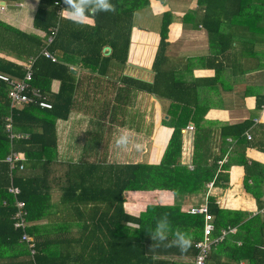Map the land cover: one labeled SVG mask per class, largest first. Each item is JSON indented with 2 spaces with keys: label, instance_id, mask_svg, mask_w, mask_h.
Returning a JSON list of instances; mask_svg holds the SVG:
<instances>
[{
  "label": "crops",
  "instance_id": "crops-1",
  "mask_svg": "<svg viewBox=\"0 0 264 264\" xmlns=\"http://www.w3.org/2000/svg\"><path fill=\"white\" fill-rule=\"evenodd\" d=\"M230 1L139 0V6L131 14L124 65L111 61L103 76H94L78 66V59L71 60L67 65L75 76L72 105L66 119L54 120L52 164L57 169L81 160L106 164L159 162L172 131L163 122L170 111L179 112L180 107L171 108L165 97L144 91H133L123 104H117L114 95L120 74L152 80L151 64L160 38L159 29L162 22L168 21L167 45L160 68L166 74L172 70L174 81L186 87L182 98L188 99L192 109V119L180 128V162L192 167L194 140L199 137L196 142L199 141L204 156L219 157L214 176L221 174L226 179L224 186L213 184L207 197L221 211L220 218L214 220L219 231L224 227L231 230L212 250L206 264H259V260L249 261L247 252L239 248L264 247V3H261L264 0H249L240 5ZM38 2L0 0V24L43 41L44 32L32 25ZM129 3L126 0L121 4L128 7ZM206 7H211L209 32L201 24ZM69 22L66 20L71 25ZM100 50L107 55L111 48L104 44ZM0 56L22 61L4 50H0ZM57 87L58 81L52 79L49 91L56 92ZM87 87L99 96L94 106ZM124 119L127 124L120 121ZM187 125L192 129H187ZM121 133L129 134L130 144L120 147L117 153L116 139ZM220 159L222 162L218 164ZM211 180L214 179L207 182ZM205 192L206 188L202 193L174 200L167 190L127 191L122 205L127 212L138 213L147 204L177 201L186 210L190 205L200 204ZM49 193L51 200L56 199L57 191L52 189ZM1 243L0 254L3 250L9 252ZM175 260L191 263V258L186 257ZM3 261L0 257V262Z\"/></svg>",
  "mask_w": 264,
  "mask_h": 264
},
{
  "label": "trees",
  "instance_id": "trees-1",
  "mask_svg": "<svg viewBox=\"0 0 264 264\" xmlns=\"http://www.w3.org/2000/svg\"><path fill=\"white\" fill-rule=\"evenodd\" d=\"M53 1L39 0L32 19V25L45 35L56 27L47 49L57 60L50 61L38 55L32 66V85L40 89L50 107L25 104L12 114L14 130L29 134L27 139L17 140L12 145L13 149L25 155L26 161L23 171L14 172L12 183L19 189L17 198L25 203V219L28 222L25 231L34 240L32 255L19 241L21 230L12 227L10 218L14 211L13 197L5 189L8 183L7 164L2 161L9 150L2 129L8 104L5 86L0 81V241L9 250L0 254L5 259L0 264H183L175 257L191 258L189 264H193L196 252L193 242L201 236L200 215L186 213L177 201L147 204L138 213H129L122 205L124 192L127 191L167 190L175 200L204 192L205 183L211 178L214 185L224 186L226 181L221 174L214 176L215 161L219 157L204 156L199 141L196 142L199 137L194 140L192 167L180 162V128L192 119V109L188 99L182 98L186 87L174 81L172 70L166 74L160 68L167 45L168 21L162 22L159 29L160 38L151 64L152 80L148 82L120 74L116 79L119 86H115L114 95L116 103L123 104L133 91H144L155 97H165L170 101L171 108L180 107L176 113L169 110V118L163 122L172 131L159 162L106 164L81 160L56 169L52 164L55 156L54 120L66 119L75 88V76L67 64L78 59V66L94 76H103L111 61L124 65L131 14L139 6V0H129L128 7L121 4L126 0H111L116 12L96 15L93 25L86 26L87 29L72 22L68 25L66 20L56 17ZM234 1L238 5L250 2ZM210 8H204L201 15V24L208 32L212 30ZM104 44L111 48L107 55H102L100 50ZM43 45L44 40L34 35L13 32L0 24V50L13 53L15 58L22 60L19 62L0 56V72L20 77L24 57L37 55ZM52 79L58 81L57 90L53 93L49 91ZM52 189L57 191L55 200H51L49 193ZM207 207L214 220L220 218L221 211L211 197H207ZM165 214L173 230L180 229L192 237V246L187 252H181L176 247L156 248V242H152L149 234L154 230L156 221ZM128 223L139 228L127 227ZM214 233H219L217 222ZM14 250H18L17 253ZM239 250L247 252L249 261L259 260V264H264V247L246 250L244 245ZM212 253L211 250L209 255Z\"/></svg>",
  "mask_w": 264,
  "mask_h": 264
},
{
  "label": "built area",
  "instance_id": "built-area-1",
  "mask_svg": "<svg viewBox=\"0 0 264 264\" xmlns=\"http://www.w3.org/2000/svg\"><path fill=\"white\" fill-rule=\"evenodd\" d=\"M56 7L55 13L57 17H61L60 11L63 8L62 0H54ZM56 27H53L49 34L44 35V45L41 47L37 56H42L50 61H56V57L48 49L47 45L51 42ZM37 56H29L22 63V75L15 77L3 72H0V81L5 86V95L8 102L7 112L2 119V129L5 137L9 143V150L2 158V161L7 164L8 183L6 191L13 197L14 211L10 218L12 220V227L21 230L19 241L24 243L30 255L34 253V240L25 231L27 221L25 219L26 211L24 210V201L17 198L19 189L13 185V174L19 172L24 168L25 157L20 152L11 148V145L17 140L27 139L29 134L25 131H17L13 128L12 114L15 109L21 108L25 104H35L40 108H49L50 103L44 97V94L39 88L32 85V71L33 62ZM187 129H192L191 125L186 126ZM222 159L217 163L221 164ZM191 168V167H190ZM213 185V180L207 182L204 199L200 204L190 205L186 208V213L193 215H200L202 218L201 236L193 242L195 255L193 257V264H204L211 250H213L223 239L224 235L231 229L223 228L218 234L214 235L215 224L212 214L208 211L207 195L208 190ZM34 264V263H33Z\"/></svg>",
  "mask_w": 264,
  "mask_h": 264
},
{
  "label": "clouds",
  "instance_id": "clouds-1",
  "mask_svg": "<svg viewBox=\"0 0 264 264\" xmlns=\"http://www.w3.org/2000/svg\"><path fill=\"white\" fill-rule=\"evenodd\" d=\"M64 7L60 11L63 19H66L77 25H92V18L100 13L116 12V6L111 0H62ZM130 144V136L128 133H121L116 139L117 147H128ZM138 149L139 145H135ZM127 227H135L128 223ZM155 247H176L181 252H187L192 246V237L185 231L180 229H172L168 216L156 221L154 230L149 234ZM171 237V238H170Z\"/></svg>",
  "mask_w": 264,
  "mask_h": 264
},
{
  "label": "rangeland",
  "instance_id": "rangeland-1",
  "mask_svg": "<svg viewBox=\"0 0 264 264\" xmlns=\"http://www.w3.org/2000/svg\"><path fill=\"white\" fill-rule=\"evenodd\" d=\"M87 89H88V92L90 93V95H91V101H90V103H91V106H94L95 105V102H97V98H99V96L97 95H95V90L93 89V88H91V87H87ZM96 97V98H95ZM100 98H102V95H101V97ZM129 101V100H128ZM150 105H151V101H150ZM136 109V108H135ZM139 110H140V107L138 108ZM151 117V111H150V109H149V118ZM120 121H126V119H124V120H120ZM119 121V122H120ZM125 124H127V121L126 122H124ZM118 137V136H117ZM118 149H117V153H120V147H117ZM66 156V155H65ZM103 158V157H102ZM101 158V159H102ZM118 160H120V159H118ZM55 200V199H54ZM28 223V222H27Z\"/></svg>",
  "mask_w": 264,
  "mask_h": 264
},
{
  "label": "water",
  "instance_id": "water-1",
  "mask_svg": "<svg viewBox=\"0 0 264 264\" xmlns=\"http://www.w3.org/2000/svg\"><path fill=\"white\" fill-rule=\"evenodd\" d=\"M108 49V48H107Z\"/></svg>",
  "mask_w": 264,
  "mask_h": 264
}]
</instances>
